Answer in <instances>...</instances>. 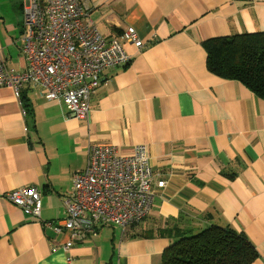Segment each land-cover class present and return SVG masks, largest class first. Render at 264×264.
<instances>
[{"label": "crops", "instance_id": "obj_1", "mask_svg": "<svg viewBox=\"0 0 264 264\" xmlns=\"http://www.w3.org/2000/svg\"><path fill=\"white\" fill-rule=\"evenodd\" d=\"M82 1L85 25L107 41L133 27L145 47L126 44L130 61L106 71L87 120L39 87L22 91L24 117L13 89L0 86V192L42 193L40 218L0 197V264H162L177 240L171 230L211 226L245 235L259 254L253 264H264V100L211 74L202 45L264 33V0ZM23 12V0H0V54L18 73L27 69ZM93 145L121 154L148 146L155 199L126 232L105 227L77 240L62 227L64 199Z\"/></svg>", "mask_w": 264, "mask_h": 264}, {"label": "built area", "instance_id": "obj_2", "mask_svg": "<svg viewBox=\"0 0 264 264\" xmlns=\"http://www.w3.org/2000/svg\"><path fill=\"white\" fill-rule=\"evenodd\" d=\"M23 10L27 69L16 72L0 54V86L13 89L24 117L28 115L22 91L39 87L47 102H61L74 117L87 120L91 96L106 71L130 61L126 44L145 47L133 27L123 33L122 41H107L97 28L85 25L82 0H23ZM154 185L148 146H136L129 154L114 145L90 146L87 168L74 175L71 194L64 199L67 217L62 227L77 240L105 227L126 232L149 217ZM165 185L159 181L156 186ZM0 197L26 216L41 217L42 193L37 188L0 192ZM73 245L71 241L64 249Z\"/></svg>", "mask_w": 264, "mask_h": 264}, {"label": "trees", "instance_id": "obj_3", "mask_svg": "<svg viewBox=\"0 0 264 264\" xmlns=\"http://www.w3.org/2000/svg\"><path fill=\"white\" fill-rule=\"evenodd\" d=\"M202 45L211 74L238 81L264 100V33L217 38ZM22 101L30 116L23 93ZM171 233L177 240L165 251L162 264H253L259 258L251 241L229 227L211 226L193 235L180 229Z\"/></svg>", "mask_w": 264, "mask_h": 264}, {"label": "rangeland", "instance_id": "obj_4", "mask_svg": "<svg viewBox=\"0 0 264 264\" xmlns=\"http://www.w3.org/2000/svg\"><path fill=\"white\" fill-rule=\"evenodd\" d=\"M119 230H121V229H119Z\"/></svg>", "mask_w": 264, "mask_h": 264}]
</instances>
